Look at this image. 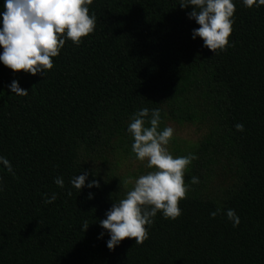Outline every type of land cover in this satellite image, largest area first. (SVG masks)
I'll use <instances>...</instances> for the list:
<instances>
[{
	"label": "trees",
	"instance_id": "16d2710c",
	"mask_svg": "<svg viewBox=\"0 0 264 264\" xmlns=\"http://www.w3.org/2000/svg\"><path fill=\"white\" fill-rule=\"evenodd\" d=\"M234 3L232 46L219 54L192 39L199 25L179 0H92L94 32L79 45L66 40L46 74L0 63V93L13 80L28 91L0 98V156L12 165L11 173L0 168V264H264V6ZM141 108L160 110V129L209 127L190 164L199 183L179 201L177 219L158 212L142 244L126 238L109 250L99 220L127 192L90 160L108 150L133 154L127 126ZM222 160L233 182L212 199L202 192ZM84 171L99 188H72Z\"/></svg>",
	"mask_w": 264,
	"mask_h": 264
},
{
	"label": "clouds",
	"instance_id": "9594fccd",
	"mask_svg": "<svg viewBox=\"0 0 264 264\" xmlns=\"http://www.w3.org/2000/svg\"><path fill=\"white\" fill-rule=\"evenodd\" d=\"M92 0H4L0 11V63L14 73L25 72L33 76L46 74L53 68V59L59 55L66 40L79 45L82 38L92 34L96 28L95 14H89L88 5ZM246 8H260L264 0H241ZM181 9L191 6L188 13L190 20H195L198 28L193 29L192 39L199 37L203 46L214 54L231 47L229 37L233 30L235 12L234 0H179ZM10 91L17 96H27L17 81L10 84ZM161 112L159 109L141 108L130 118L127 132L133 143L132 153L135 159L146 161V167L153 169L135 178L133 187L124 198L115 201L99 220V226L107 232L109 239L106 246L113 250L121 241L134 239L135 245L142 244L149 238L157 213L165 219L175 220L181 215L179 201L186 197L188 184L185 183V171L193 160L194 154L173 157L167 145L174 136L172 127L160 129ZM148 125V126H146ZM237 131H244L242 124H236ZM0 168L12 172L10 161L0 156ZM89 173L84 171L71 178L69 183L79 192L87 187L99 188L96 179L86 184ZM54 184L63 189L64 180L57 176ZM131 178L124 181L131 183ZM190 184H198L199 179L191 177ZM0 191L3 187L0 186ZM67 195L71 196L69 191ZM45 204H52L57 199L56 193L43 197ZM88 199H92L89 194ZM216 209L209 215L215 218L220 212ZM224 215L237 227L239 216L234 209H226ZM89 227L83 222L82 231ZM105 233L98 236L102 238Z\"/></svg>",
	"mask_w": 264,
	"mask_h": 264
},
{
	"label": "rangeland",
	"instance_id": "374dc122",
	"mask_svg": "<svg viewBox=\"0 0 264 264\" xmlns=\"http://www.w3.org/2000/svg\"><path fill=\"white\" fill-rule=\"evenodd\" d=\"M7 94H11V91L1 92L0 98ZM166 126L174 129V136L167 145L173 157L187 156L189 153L193 154L196 147L210 133L207 125L169 123ZM125 147L130 148L128 145ZM90 164L93 169L99 171L103 176L113 175L126 192L133 187L135 178L153 170L146 167V161H138L133 154H128L123 150L114 152L108 150L99 153L90 160ZM212 168L211 178L202 193L212 199H220L222 192L232 185L233 174L225 160H222L218 166H212ZM199 171H201L200 168ZM201 172L202 174L205 173L204 171ZM193 176L199 178L198 173H193L189 165L185 171V183L188 184L186 195L190 194L194 189L192 184L188 183ZM129 178H131L132 182L125 184L124 181ZM125 195L126 193L120 199L124 198Z\"/></svg>",
	"mask_w": 264,
	"mask_h": 264
}]
</instances>
